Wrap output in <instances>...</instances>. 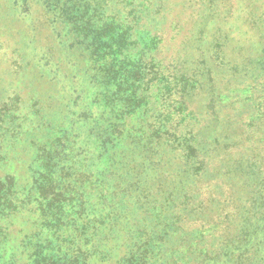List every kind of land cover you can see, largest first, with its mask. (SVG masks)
<instances>
[{
	"label": "rangeland",
	"instance_id": "rangeland-1",
	"mask_svg": "<svg viewBox=\"0 0 264 264\" xmlns=\"http://www.w3.org/2000/svg\"><path fill=\"white\" fill-rule=\"evenodd\" d=\"M51 1L0 0V187L13 175L15 188L32 191L44 142L69 128L68 161L105 175V187L130 184L140 200L132 216L161 207L169 217L162 260L171 251L188 264L192 250L216 240L219 251L224 237L210 264H264V0H80L101 9L93 27L114 36L100 47ZM109 121L122 132L100 153L96 134ZM26 214H0V263L25 257L19 245L38 223ZM49 219L45 232L57 223Z\"/></svg>",
	"mask_w": 264,
	"mask_h": 264
},
{
	"label": "trees",
	"instance_id": "trees-1",
	"mask_svg": "<svg viewBox=\"0 0 264 264\" xmlns=\"http://www.w3.org/2000/svg\"><path fill=\"white\" fill-rule=\"evenodd\" d=\"M54 1L56 2L51 3L53 7L64 10L69 20L80 26L79 35L88 39V45L100 47L103 42L108 43V46L113 45L114 36L105 38L103 24H101L102 27L96 26L101 27L99 29L93 27V20L102 13L99 7L94 5L90 9V3L82 4L80 0H52L51 2ZM81 5H84L83 8ZM125 33L128 40L136 37L130 29H127ZM121 44L114 46L118 47L114 53L110 51L114 57L121 55L124 49V45ZM99 70L102 72L100 67ZM103 78L105 82H108L104 75ZM119 111L118 113L121 111L124 113V106L120 107ZM88 114L89 112L83 113L84 116ZM105 129L107 130H103V134L102 132L96 134L99 137L96 149L100 150V153L116 147L114 141L120 137L122 124L109 121L105 124ZM54 132L57 138L51 142L45 141L43 151L40 153V171L34 179L33 190L15 188L13 175L9 176L8 185L0 187L2 190L1 217L14 211H21L24 214L27 213L29 219H36L38 222L31 234L24 235L22 245H19L22 246L20 251L25 257L15 261L17 253H11L7 259L1 260L0 264H175L171 251L167 259L162 260L159 256L160 241L168 240L170 239L168 236L174 235V232L170 231L174 230L173 227L171 228V221L167 215L163 214L161 207H157V212L150 213L148 220L145 217L143 220L140 216H132V212H137L138 207L135 204L140 203V200L137 195L132 194L131 185L127 184L125 187L114 185L108 188L105 187V175L103 179H97L92 177L93 172L84 165L74 166L76 162L68 161L65 154H75L72 153L71 142L75 143L77 137L69 128ZM180 145L187 147L189 157L199 156L198 148L194 146L191 139L183 137L180 139ZM41 160L42 163L45 161V165L41 163ZM46 168L48 172L44 174ZM110 173L113 174V171ZM46 176L51 177L52 180H47ZM110 180L114 181L111 178ZM44 184L50 189L42 186ZM40 191H45L47 194L43 201L38 202L41 205H38L34 201L36 194ZM94 194H96V200L94 207L90 209L86 202ZM20 195L24 197L22 200ZM68 195L71 196L69 201L66 199ZM68 206L72 213L62 219L63 215L58 213ZM91 213L93 217L90 219ZM48 217L56 220L57 223L51 231L45 232L48 227ZM215 241L211 242V247L208 243L207 246L192 250L195 252L193 255L191 253L185 256L188 264H210L215 258H221L220 256L223 255L221 250L226 248L229 240L222 237L219 241L221 244L219 251L215 249L217 247ZM246 251L245 247L241 255H244ZM247 263L254 264L251 260Z\"/></svg>",
	"mask_w": 264,
	"mask_h": 264
}]
</instances>
